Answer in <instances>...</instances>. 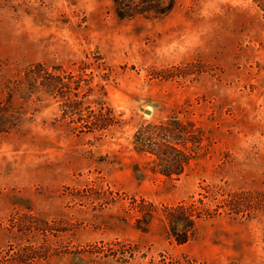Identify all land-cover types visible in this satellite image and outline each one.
<instances>
[{"label": "rangeland", "instance_id": "374dc122", "mask_svg": "<svg viewBox=\"0 0 264 264\" xmlns=\"http://www.w3.org/2000/svg\"><path fill=\"white\" fill-rule=\"evenodd\" d=\"M77 257L264 264V0H0V264Z\"/></svg>", "mask_w": 264, "mask_h": 264}, {"label": "trees", "instance_id": "16d2710c", "mask_svg": "<svg viewBox=\"0 0 264 264\" xmlns=\"http://www.w3.org/2000/svg\"><path fill=\"white\" fill-rule=\"evenodd\" d=\"M1 132L8 133V131H6V130H1ZM172 139H173V136H168L165 133H163V136L161 135V137H160V140H163V141L171 142ZM181 157H182V159H184V156H181ZM134 171L136 172V174H138V179L142 180L143 174H142V171L139 169V167L135 166V170ZM184 210L185 209H179V210L176 209V210L172 211L174 218H172L173 219L172 220V225L173 226L171 228V230H172L171 233L176 234L175 230H179V228H182V226H183V228L185 227V224H184V222L186 221V218L184 217L185 215L183 214L184 215L183 216V215L179 214V216H177V217L175 215L178 211L184 212ZM151 217L152 216H151L150 212H145L143 217H142V220H139L137 222L136 228L146 232L148 230V228L145 227V226H147L149 224V222L151 221ZM141 225H144V226L142 227ZM192 225H194V224L192 223ZM183 235H184L183 239L177 240L179 243H186L187 242L186 235L185 234H183ZM74 260H76L75 264H86L87 263V261L84 258H82V257L74 258Z\"/></svg>", "mask_w": 264, "mask_h": 264}, {"label": "water", "instance_id": "95a60500", "mask_svg": "<svg viewBox=\"0 0 264 264\" xmlns=\"http://www.w3.org/2000/svg\"><path fill=\"white\" fill-rule=\"evenodd\" d=\"M146 114H151L152 112L150 110H144Z\"/></svg>", "mask_w": 264, "mask_h": 264}]
</instances>
